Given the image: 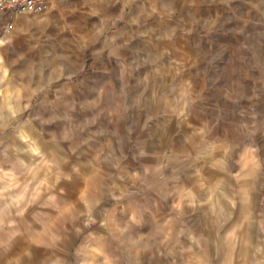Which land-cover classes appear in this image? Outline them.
I'll list each match as a JSON object with an SVG mask.
<instances>
[{
  "label": "clouds",
  "instance_id": "obj_1",
  "mask_svg": "<svg viewBox=\"0 0 264 264\" xmlns=\"http://www.w3.org/2000/svg\"><path fill=\"white\" fill-rule=\"evenodd\" d=\"M0 264H264V0H0Z\"/></svg>",
  "mask_w": 264,
  "mask_h": 264
}]
</instances>
